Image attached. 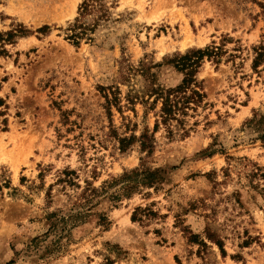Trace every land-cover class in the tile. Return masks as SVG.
Returning <instances> with one entry per match:
<instances>
[{
  "label": "rangeland",
  "instance_id": "obj_1",
  "mask_svg": "<svg viewBox=\"0 0 264 264\" xmlns=\"http://www.w3.org/2000/svg\"><path fill=\"white\" fill-rule=\"evenodd\" d=\"M82 1L0 0V35L30 32L0 42V264H264V0H103L75 47ZM207 47L203 103L153 133L141 66L170 86L168 62ZM146 132L151 155L119 150ZM140 168L157 183L125 195ZM87 185L99 196L74 208ZM77 211L57 244L48 216Z\"/></svg>",
  "mask_w": 264,
  "mask_h": 264
},
{
  "label": "trees",
  "instance_id": "obj_2",
  "mask_svg": "<svg viewBox=\"0 0 264 264\" xmlns=\"http://www.w3.org/2000/svg\"><path fill=\"white\" fill-rule=\"evenodd\" d=\"M106 13L107 9L105 4H103V0H83L77 10L78 16L65 30L66 40L75 47H77L83 39L90 41L91 39L89 38V35L92 34L93 27L97 25L98 20L102 19ZM90 16V22L87 23L86 19ZM49 31L50 27L44 26L37 32L45 35L49 33ZM29 35L30 32L26 30L25 27L17 25L15 29L10 32L0 35V42L3 45L13 44L15 38H24ZM219 56L220 52L217 47H207L203 50H189L183 55L175 56V59L168 63L172 64L174 69L180 74V79L177 83L170 86L157 85L153 79V75L148 71L149 68L143 69L141 66V75L145 77V81L148 82V85L142 93V96L138 99H141L142 104L150 103L149 108L153 110L159 105L153 133L158 130L159 125H163L167 128L168 133L170 134L171 131L169 130L171 123L175 122L178 125H181L183 121L180 120V118L185 117L188 111H195L203 103L205 94L203 92L202 82L197 78L199 69L205 59L213 60L217 64ZM256 56L253 68L258 67L260 62L263 61L264 49H259ZM143 98H147V100L143 101ZM130 102L132 103L133 101L130 100ZM107 103L109 104L110 102L107 101ZM134 141L139 143L140 151L142 153H146L147 157L151 155L154 149V137L153 134L149 135L147 132L143 133L138 139H135L134 136H131L128 139H119V150L121 152L126 151L128 146ZM156 174L157 170L149 171L144 168L130 171L118 180L122 183L121 191L127 195L139 187H153L158 180ZM140 176L141 178H137ZM103 191L104 190H102V192ZM98 196V191L87 185L79 195L78 202L74 204V208L82 210V208L90 205ZM112 198L115 199L117 197ZM82 214V211H77L75 213H70L67 216H61L60 212H57L48 216L50 222L49 232L55 234H58V232L59 234L63 233V235L57 237V244L58 241L68 236L69 223L78 218H82ZM57 244L55 247L58 246Z\"/></svg>",
  "mask_w": 264,
  "mask_h": 264
}]
</instances>
